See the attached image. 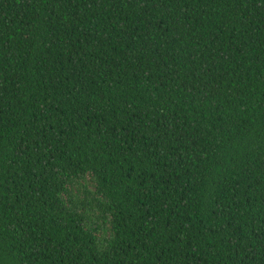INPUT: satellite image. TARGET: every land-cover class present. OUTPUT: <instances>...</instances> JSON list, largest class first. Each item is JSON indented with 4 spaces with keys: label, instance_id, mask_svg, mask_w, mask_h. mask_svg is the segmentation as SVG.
I'll return each mask as SVG.
<instances>
[{
    "label": "trees",
    "instance_id": "trees-1",
    "mask_svg": "<svg viewBox=\"0 0 264 264\" xmlns=\"http://www.w3.org/2000/svg\"><path fill=\"white\" fill-rule=\"evenodd\" d=\"M0 264H264V0H0Z\"/></svg>",
    "mask_w": 264,
    "mask_h": 264
},
{
    "label": "rangeland",
    "instance_id": "rangeland-1",
    "mask_svg": "<svg viewBox=\"0 0 264 264\" xmlns=\"http://www.w3.org/2000/svg\"><path fill=\"white\" fill-rule=\"evenodd\" d=\"M86 184L88 186L89 189L91 190H94L95 189V182L93 181V179L91 178V175L89 174L87 179H86ZM73 191H80V187H74L73 188ZM104 231H99V236H108L112 230H111V226L110 225H107V227L105 228V232L103 233Z\"/></svg>",
    "mask_w": 264,
    "mask_h": 264
}]
</instances>
